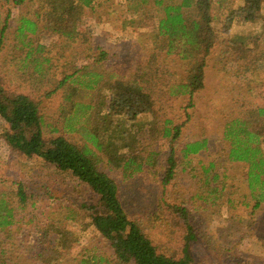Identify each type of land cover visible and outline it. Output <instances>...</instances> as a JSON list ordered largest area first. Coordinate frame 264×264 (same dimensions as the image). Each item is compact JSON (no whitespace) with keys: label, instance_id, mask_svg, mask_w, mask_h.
Segmentation results:
<instances>
[{"label":"trees","instance_id":"trees-1","mask_svg":"<svg viewBox=\"0 0 264 264\" xmlns=\"http://www.w3.org/2000/svg\"><path fill=\"white\" fill-rule=\"evenodd\" d=\"M23 1L13 2L21 4ZM40 1L45 6L44 14L38 13V17L45 18L43 27L39 24V18L21 15L17 22L12 53L13 59L19 61L18 69L21 74L26 73L39 82V85H43L54 65L52 56L45 53L48 46L39 42L37 38L40 36L34 35H42L48 31L58 33L59 39L66 44L75 42L80 36L78 23L82 8L89 6L93 0ZM127 1L139 9L151 4L161 12L154 36L159 38L157 48L164 49L167 57L178 55L180 59L187 60V75L181 78L180 74L167 65V70L163 71L153 55L147 68L140 66L132 71V76H135L133 79L125 78V73L122 74L123 79H120L118 72L106 67L105 69L102 64L96 65L108 57V51L101 45L94 44L89 36L82 35L85 41H91L89 48L97 49L91 51L93 55L95 53V63L72 67L71 72L63 70L59 73L55 86L47 93L49 96L64 90L62 118L65 119L68 115L75 118L79 113L83 117L88 115L83 124L85 128L78 130H82L84 136L80 143L64 135L46 137L45 115L40 102L28 94L8 92L0 85V117L7 124L2 134L4 142L18 155L41 158L45 163L54 165L58 171L70 173L74 179L87 185L96 199L93 204H82L77 208L68 205L62 209L67 214L61 219L40 222L31 227L25 232L27 235L21 245L16 246L19 248L16 257L11 253V250H15L12 227L18 220L16 207L11 200L18 201L19 207L25 208L31 195H27L22 182H17L14 191H0V264L65 262L73 244L78 242L77 235L66 228L65 222L79 220V210L86 212V216L83 214L85 219H89L86 225L92 226L107 241L113 257L111 260L116 264H189L192 260L190 248L197 236L192 208L187 205V200L171 204L162 194L156 208L148 216L152 222L154 216L158 217L167 209L168 215L164 211V217H169L171 224H178L184 229L182 254L178 257L169 254L165 246H162V250L154 243L145 231V218L130 216L122 201L118 181L104 171L100 162L106 160L112 168L122 170L124 175H127L124 176L126 178L137 173H151L152 167L158 162L156 157L159 152L151 150L147 153L144 150L146 147L143 146L147 144L148 138H169L171 148L165 162L166 171L161 174L160 180L163 193L175 178L179 163L176 156V148L180 144L178 139L182 127L191 118L187 110L194 106V95L205 87L206 62L216 40L212 26V0ZM227 1L218 0V3L220 5ZM244 1L250 21L264 17V0ZM11 15L12 12L8 10L4 25H0V50L5 45V31L10 26ZM237 38L241 39V43L236 46V50L242 53L241 58L249 52L245 49L247 38L240 34ZM96 54L99 55L98 60L95 59ZM254 59L255 62H263L264 51H261L258 57L254 54ZM55 74L51 75V79ZM77 96L86 101L77 99ZM180 96H188V104L185 107V120L177 123L168 117L165 105L173 97ZM149 115L152 116L147 128L149 132H135V121L139 117ZM251 118L253 120H250ZM69 121L67 119V122ZM129 122L132 124L129 125ZM68 125L72 126V122ZM263 129L264 104L255 105L242 115L227 120L224 130L227 159L248 164L247 192L243 194V203L251 207V214L260 209L264 202V152L261 147ZM53 130L56 131V128ZM208 145L209 139L203 138L180 146L184 156L188 157L202 149H208ZM139 147L142 148L140 151ZM99 152H103L106 158ZM203 169L206 176H192L198 177L195 185L206 187L207 196H202L196 191L190 199L216 203L220 198L218 195L227 186L225 177L219 175L217 165L213 161ZM227 201L230 203L232 200L228 198ZM32 219L33 217L29 220ZM108 262L110 263V259L97 253L94 256H82L76 264Z\"/></svg>","mask_w":264,"mask_h":264},{"label":"rangeland","instance_id":"rangeland-1","mask_svg":"<svg viewBox=\"0 0 264 264\" xmlns=\"http://www.w3.org/2000/svg\"><path fill=\"white\" fill-rule=\"evenodd\" d=\"M13 1L0 0L1 26L4 25L7 11L12 12L10 26L5 31V45L0 50V85L8 92L28 94L40 102L45 115L46 137L64 135L78 143L84 140L82 130H78L85 128L83 124L88 115L83 117L79 113L75 118L71 115L62 118L64 90L49 96L47 93L55 86L63 70L71 72L72 67L95 63V53L93 55L91 51L97 49L89 48L91 41L101 45L109 54L102 63L96 65L102 64L104 68L118 72L120 79H123L124 73L125 78L133 79L135 76H132V71L140 66L147 68L153 55L163 71L167 70V65L181 78L187 75V60L180 59L178 55L167 57L164 49L157 48L159 38L154 36L161 13L157 8L146 4L144 9H139L127 0H93L89 6L82 8L78 23L80 36L75 42L66 44L59 39L58 33L48 31L34 35L40 36L37 38L39 42L48 46L45 53L52 56L54 65L43 85H39L28 74H21L19 61L13 59L12 49L20 16L39 18V24L43 27L45 18L38 17V13L44 14L45 6L40 0H24L21 4ZM245 5L244 0H228L220 5L218 0H212V26L216 40L206 62L205 87L194 95V106L187 110L191 118L182 127L178 139L180 144L176 148V156L179 163L175 178L164 193L160 180L161 174L166 171L165 162L171 148L169 138H148L149 145L143 146L147 153L151 150L159 152L156 157L158 162L152 167L151 173L142 172L126 178L122 170L112 168L106 160L100 162L104 171L118 181L122 201L130 216L145 218V231L154 243L162 250L165 246L169 254L178 257L182 254L184 229L178 224H171L169 217H164V211L168 215L167 209L158 217L154 216L152 222L148 216L156 208L162 194L171 204L187 200V205L192 208L197 236L190 248L192 260L189 264H264V202L254 214H251V207L243 203V194L247 192L248 164L229 161L224 141L227 120L242 115L255 105L264 104V61L255 62L254 59V54L258 57L264 51V17L250 21ZM239 34L247 38L245 49L249 51L241 58L242 53L236 50V46L241 43V39L237 38ZM82 35L89 36L91 41H85ZM98 56L96 54L95 59L98 60ZM53 73L56 74L51 79ZM77 99L86 101L79 96ZM187 104L188 96L173 97L165 105L168 117L177 123L183 122ZM67 119L72 122V126L68 125L70 121L67 122ZM151 119L150 115L139 117L133 130L149 132L147 128ZM5 128L7 124L0 117V191H14L17 182H22L27 195H31L25 208L19 207L18 201L11 200L16 207L18 220L12 227L15 250H11V253L17 257L19 248L16 246L21 245L27 235L25 232L31 227L40 222L61 219L67 214L62 209L68 205L77 208L82 204H93L96 199L88 186L74 179L70 173L58 171L54 165L45 163L41 158L14 153L2 138ZM203 138L209 139L208 149L185 157L180 145ZM261 147L264 152V137ZM99 154L104 157L103 152ZM211 161L217 165L219 175L225 177V190L218 195L220 198L216 203L190 199L196 191L207 196L206 187L195 185V182L199 176H206L203 168ZM228 198L232 200L230 203ZM79 211V220L65 222L66 228L77 235L78 242L73 244L70 255L66 256L62 264H76L82 256H94L97 253L110 259V263L106 264H116L111 260L113 257L107 241L92 226L86 225L89 221L83 217L86 212ZM31 217L33 219L30 221Z\"/></svg>","mask_w":264,"mask_h":264}]
</instances>
